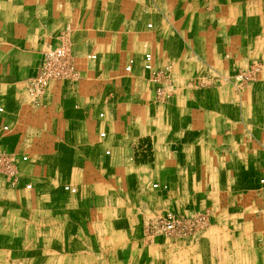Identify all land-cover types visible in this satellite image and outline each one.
I'll list each match as a JSON object with an SVG mask.
<instances>
[{"label":"crops","instance_id":"1","mask_svg":"<svg viewBox=\"0 0 264 264\" xmlns=\"http://www.w3.org/2000/svg\"><path fill=\"white\" fill-rule=\"evenodd\" d=\"M66 40L80 79L34 101ZM0 108V264H264V0H0Z\"/></svg>","mask_w":264,"mask_h":264},{"label":"built area","instance_id":"2","mask_svg":"<svg viewBox=\"0 0 264 264\" xmlns=\"http://www.w3.org/2000/svg\"><path fill=\"white\" fill-rule=\"evenodd\" d=\"M152 27V25H149ZM94 58L96 56H93ZM134 61L131 60L126 67L127 72H131ZM144 68L147 71L153 73L155 81L158 83L157 96L161 100H166L169 94H166L164 83H171V76L169 75L168 69L156 70L153 65V55L151 53L145 54ZM254 71L241 72L237 74L235 79L238 82H250L254 79V73L258 72V68H254ZM80 79V72L78 70L75 55L72 52L69 40L64 41L60 46L51 48L44 53L43 60L37 76L30 78L28 81L26 91L36 102L45 96L47 90L53 82H67L72 83ZM0 112H4V108H0ZM5 130H9L8 126L4 127ZM105 137V134H102ZM23 161H27L28 157L24 156ZM19 159L13 155H7L0 153V175L10 180L12 184H18L19 173H18ZM264 183V179L262 180ZM27 189H31L32 185L26 186ZM155 188L159 185L155 184ZM167 188V187H166ZM65 190L71 193H77V188L66 186ZM185 220L174 212H168L164 218L159 220L156 224L152 225L151 228L162 232L165 235H172L181 226L185 224ZM194 222L187 224L192 226Z\"/></svg>","mask_w":264,"mask_h":264},{"label":"rangeland","instance_id":"3","mask_svg":"<svg viewBox=\"0 0 264 264\" xmlns=\"http://www.w3.org/2000/svg\"><path fill=\"white\" fill-rule=\"evenodd\" d=\"M254 68H258L259 69V71L261 70V68H262V64H260V63H253L252 64V66L250 67V69H249V71L251 72V71H254L255 69ZM259 71L258 72H255L254 73V76H256L258 73H259ZM243 72H248V71H243ZM239 73H241V72H239ZM238 73V74H239ZM237 76V75H236ZM235 76V77H236ZM255 78V77H254ZM254 80V79H253ZM235 81L236 82H238L236 79H235ZM252 81V80H251ZM239 83H243V82H239ZM170 87H172L171 85H173V84H168ZM157 99H158V102H166L165 100H161V99H159L158 97H157ZM65 189V188H64Z\"/></svg>","mask_w":264,"mask_h":264}]
</instances>
